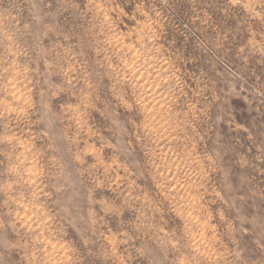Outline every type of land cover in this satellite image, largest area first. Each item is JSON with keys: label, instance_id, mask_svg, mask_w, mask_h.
Segmentation results:
<instances>
[{"label": "rangeland", "instance_id": "obj_1", "mask_svg": "<svg viewBox=\"0 0 264 264\" xmlns=\"http://www.w3.org/2000/svg\"><path fill=\"white\" fill-rule=\"evenodd\" d=\"M0 264H264V0H0Z\"/></svg>", "mask_w": 264, "mask_h": 264}]
</instances>
